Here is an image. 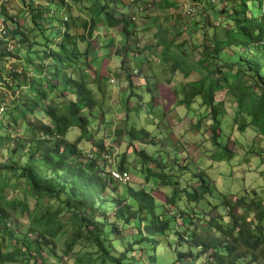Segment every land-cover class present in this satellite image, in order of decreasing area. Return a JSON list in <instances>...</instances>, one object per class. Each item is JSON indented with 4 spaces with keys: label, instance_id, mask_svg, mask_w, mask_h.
<instances>
[{
    "label": "trees",
    "instance_id": "1",
    "mask_svg": "<svg viewBox=\"0 0 264 264\" xmlns=\"http://www.w3.org/2000/svg\"><path fill=\"white\" fill-rule=\"evenodd\" d=\"M141 1L171 18L142 50L156 49L169 74L182 77L179 104L189 108L198 98L204 106L195 125H206L210 159L232 156L222 129L227 115L240 132L250 125L264 136V0H185L178 13L169 12L175 0L134 4ZM114 28L120 56L137 60L142 50L128 42L138 28L125 0H0V264H264V196L255 189L222 193L202 167L185 178L188 156L179 157L174 143L171 161L159 156L144 127L124 131L138 186L112 180L99 165V153L110 150L93 135L98 100L89 84L103 93L105 76L91 69L89 46ZM172 30L180 41L166 39ZM106 37L101 46H113ZM120 66L128 96L140 99L122 58ZM73 128L79 135L71 140ZM82 139L95 142L93 158ZM124 162L123 154L119 169ZM161 187L169 190L162 201L154 195ZM216 191L213 205L206 196ZM206 199L222 208L216 216L194 211L207 213Z\"/></svg>",
    "mask_w": 264,
    "mask_h": 264
},
{
    "label": "rangeland",
    "instance_id": "2",
    "mask_svg": "<svg viewBox=\"0 0 264 264\" xmlns=\"http://www.w3.org/2000/svg\"><path fill=\"white\" fill-rule=\"evenodd\" d=\"M12 1L9 0V3ZM145 1L150 2L152 0ZM175 1L177 6L169 10V12L178 13L180 2L184 3L185 0ZM125 2L130 6L138 28L136 40L135 38L131 39L128 45L130 47L133 45L134 47L137 46L141 50L149 44L153 45L161 29V23H164V26H168L172 22L171 18L166 16V11L156 10V7L151 3L145 4L141 1L139 6H137L134 4V0H125ZM18 7H20V3ZM151 13L157 15L154 23H151L148 19L152 17L150 15ZM17 17L18 21H20L18 15ZM167 17L168 20H165ZM106 35L113 41V46H111L114 47L113 50L109 49L111 47L101 46L105 40L107 43L109 41ZM165 37L175 42L180 41V38L175 35L174 30L166 32ZM183 37H186L185 33H182ZM196 41L201 42L200 36H198ZM121 45H123V39L119 34V28H114L110 29L107 34H100L98 38L94 37V41L90 42L89 46V55L93 60H96L91 64V69L93 70V67L99 66V70H102L101 75L105 76L103 93H98L95 84H89V86L98 100L96 116L95 112H93L92 117L94 123L97 121L98 124L95 128L96 131L93 129V135H101L102 137L99 138L101 139L100 141L103 140L104 147L110 150L108 158L106 159L107 169L109 167L118 168L122 155L124 154V170L130 176L128 183L136 186L139 185L142 177L137 172L139 169L133 167V147L129 145L124 131L125 127H144L149 129L152 135H155L153 142L155 141L156 144H154L153 149L157 150L159 156L165 155L167 161H171L175 153L171 146L173 143L174 147L177 146L180 148V151H177L179 157L184 158L185 155L188 156V161L186 162L188 168H186V171L189 172L185 174V178L196 167H202L210 173L215 187L222 193L231 192L235 196H239L243 189H255L259 195L264 196V136L258 134V131L250 125L246 127L245 132H240L237 123L232 118H229L228 115L225 116L223 118L225 120L222 123V129L230 136L227 139V145L232 149V156L229 160L213 162L210 159V155L214 151V148L207 134L204 132L206 125L204 122L198 127L195 125L196 121L203 114L204 106L200 104L198 98L195 99V102L189 108L178 103L181 98L180 94L182 93L180 90L181 84L183 83L182 77L178 73L173 76L169 74L167 66L153 56L156 49H150L152 51L148 49L142 50L141 55L137 54L139 58L133 60L131 56H120L121 51L119 48ZM85 46L86 44L82 43L81 48ZM101 53L103 54L101 55ZM145 56L151 63L145 61ZM121 58L125 62L127 72L132 74V81H135L140 86L137 89V92L141 95L140 99L135 96H128L130 90L128 81L125 78L126 71L120 66ZM102 59L103 61L101 62ZM141 61L142 68L140 72L138 71L135 74L134 70L140 69ZM5 64L6 67L10 65L9 62ZM168 78H170L169 82H167ZM147 85L148 88H146ZM149 89L152 92L147 91ZM151 93L152 96H155L154 100H151ZM177 93L179 94L178 96L175 95ZM219 97H224L223 92H221ZM126 99L128 101L125 103ZM136 106L138 108L135 110L134 108ZM74 129L68 131L67 138L73 140L74 137L79 135V130ZM93 144L95 145L93 140L87 139H82L79 142V146L86 153L93 152L97 148L96 146L94 148ZM135 146L145 147L149 153L152 151V146L150 147L149 145H139L136 143ZM182 149L184 151H181ZM101 153L99 154L102 157ZM178 180L181 186L186 184L181 175H179ZM164 191L168 192L169 190L165 187H161L159 190L155 189L154 195L158 200H163L164 195L162 192ZM217 193L216 191L213 197L206 196L213 205H216L221 198ZM230 197L234 198L233 196ZM207 199L206 202H203L207 213L204 210H200L199 206L194 211L202 213L207 218L214 217L222 208L219 206L217 209L211 208L207 204ZM20 221L23 220L20 219Z\"/></svg>",
    "mask_w": 264,
    "mask_h": 264
},
{
    "label": "built area",
    "instance_id": "3",
    "mask_svg": "<svg viewBox=\"0 0 264 264\" xmlns=\"http://www.w3.org/2000/svg\"><path fill=\"white\" fill-rule=\"evenodd\" d=\"M212 1H215V0H212ZM188 11H190V9H188ZM110 176L112 177V179L118 180V181H127L128 178H129L127 172H125V171H118L116 169H112L110 171Z\"/></svg>",
    "mask_w": 264,
    "mask_h": 264
},
{
    "label": "clouds",
    "instance_id": "4",
    "mask_svg": "<svg viewBox=\"0 0 264 264\" xmlns=\"http://www.w3.org/2000/svg\"><path fill=\"white\" fill-rule=\"evenodd\" d=\"M97 122V121H96ZM108 155L109 154H103L102 155V159H101V161L99 160V165H103V163L105 162L106 163V159L108 158ZM87 156L89 157V158H93V152H90V153H87ZM101 158V157H100ZM104 161V162H103ZM107 167V166H106ZM112 169H116V170H118V171H125L124 169H119V168H115V167H109L108 169H106L107 171H108V175H109V177L112 179V177L110 176V171L112 170ZM125 172H127V171H125ZM127 174H128V172H127ZM128 176H129V174H128ZM129 178H130V176H129ZM129 178H128V180H129ZM112 180H114V179H112ZM128 180L127 181H118V180H114V181H118V182H128Z\"/></svg>",
    "mask_w": 264,
    "mask_h": 264
}]
</instances>
